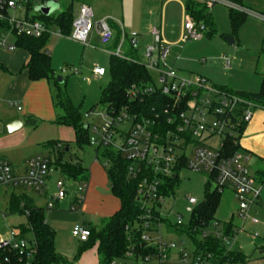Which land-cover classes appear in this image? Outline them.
<instances>
[{
  "label": "built area",
  "instance_id": "built-area-1",
  "mask_svg": "<svg viewBox=\"0 0 264 264\" xmlns=\"http://www.w3.org/2000/svg\"><path fill=\"white\" fill-rule=\"evenodd\" d=\"M194 1L207 7L209 10L216 4H221L229 9L253 16L264 22V16L253 13L247 9L236 6L228 0H185ZM28 0H0V22L5 23L1 30L0 47L14 50L13 45H8L7 36H26L40 38L48 35L53 39L66 38L85 47H91L90 38L95 35L100 49L107 55L117 59H126L122 53V44L138 38V35L128 34L122 25L109 20L95 22L91 9L80 5L77 14L72 20V29L69 35H63L58 28L50 30L43 21L28 15L26 4ZM39 7L41 3L35 4ZM19 7L24 9V17L17 18ZM31 8V9H32ZM40 15V14H39ZM177 46L189 41L200 40L205 27L195 23L186 14L182 5V24ZM119 34V42L112 49L115 33ZM148 34L152 43L145 48L143 64L148 71L158 74L155 86L146 88H133L128 93L129 102L143 101L148 96L159 93L169 99V105L161 114L154 118L142 114H130L121 111L117 114L102 113V124L99 126L88 125V144L95 149L94 161L99 162L98 152L111 149L120 155L127 163L126 178L128 181L137 182L136 201L139 205L141 217L133 226L139 238V248L144 249V255L136 245L129 242L123 257L111 261L109 264H172L171 257L176 255L182 263L185 262L180 250L171 242L164 241L161 229L166 233H174V229L182 225V217L175 214V222L170 224L167 216L163 215L165 201L169 198L161 194L163 179L175 176L174 168L181 157L186 160V168L194 173H207L211 184L219 194H229L236 203V218L238 220L237 232L245 224L257 225L251 216L253 206H256L261 191V184L256 179V172L252 173L249 167V157L239 152L228 156L225 153L223 141L234 139L237 129L247 125L253 117V111L258 109L245 99L234 95L221 93L216 87L209 84L205 78L192 76L183 78L174 75L171 68H167L166 59L170 51V44L164 39L161 28L150 27ZM178 56L176 60H178ZM225 69H229L228 60ZM104 69L96 67L92 74L101 78ZM60 74L75 75L72 69H61ZM16 106V105H14ZM20 110V108H17ZM217 136L219 146L212 149L205 145V141ZM190 157V158H188ZM49 162L43 157L31 158L26 163V171L22 176H16L11 166L0 160V187H27L41 194L45 178L50 170ZM56 194L53 202L61 201L66 196L63 183L57 182ZM84 189H81L75 198L74 204L79 205L83 199ZM53 202L47 205L53 207ZM193 198H186L185 211L191 213L197 205ZM71 211H75V207ZM215 238L220 239V234L215 232ZM235 234V235H236ZM73 238L80 243L87 242L89 231L86 227H75L71 231ZM204 234L203 236H205ZM254 238V236L252 237ZM225 242L226 240L223 239ZM34 242L25 239L19 234H10L0 238V264H33ZM191 264H205L200 257L193 258Z\"/></svg>",
  "mask_w": 264,
  "mask_h": 264
},
{
  "label": "rangeland",
  "instance_id": "rangeland-1",
  "mask_svg": "<svg viewBox=\"0 0 264 264\" xmlns=\"http://www.w3.org/2000/svg\"><path fill=\"white\" fill-rule=\"evenodd\" d=\"M50 1L56 2V6H53L56 9V12L52 14L54 17L66 11L70 5L74 17L79 6L84 3L90 6L95 22L106 19L111 22H117L122 25L126 33L138 35L137 46L131 51L134 52L136 60L141 64L145 62V48L152 43V39L148 34L150 27L158 28L162 25L164 39L169 44H174L178 40L182 22L181 4L184 5L186 2L185 0H170L171 3L164 8L162 20L161 5L167 0H46V2ZM228 9V7L221 4H216L210 9L215 26V32L212 36L203 35L200 40L189 41L182 45L181 50L179 49L180 46L171 47L165 61L166 70L171 68L174 75L183 78L200 76L214 87L228 86L234 91L256 93L264 75V56L262 54L264 51V22L246 16L244 22L233 36L228 20ZM18 10L17 18L24 17V9L19 7ZM28 15L38 18L39 13L33 7ZM55 29L54 25L50 26L51 31ZM92 37L96 36L93 35ZM92 37L90 41L96 43L98 41L97 37ZM229 37L234 40L233 46L228 45L226 42ZM6 41L8 45L14 44L12 36H7ZM54 43L55 40L50 38L47 42V48L50 52L51 70L55 74L58 73L56 77H60L64 81V84L60 85V92L79 111L81 122L84 126L101 125L100 115H102L103 109L99 105V100L101 91L110 83L108 69L110 56L105 54L99 47H85L66 38ZM129 48V42L125 41L122 44V53L125 57L128 55ZM0 50L11 54L3 48H0ZM176 56L179 57L177 62L175 61ZM226 60H228L229 69L224 68ZM96 67L104 69L105 75L103 77L97 78L92 74L93 69ZM61 69H72L76 71V74H59ZM148 73L155 86H158L157 72L149 71ZM2 75L4 74L2 73ZM16 101L20 107L23 106L24 102L22 100L14 99L12 102ZM0 104L7 110V114L11 118H20V115L14 109L8 108V104L1 101ZM91 108L93 109L89 113L88 111ZM260 113L264 115V109H255L253 116L260 117ZM59 115H61V112L56 110V116ZM34 119L30 121L25 119L21 129L16 132L8 135L0 133V160L9 163L14 172L21 174L28 156L33 155L34 157L39 156L49 159L52 171L51 179L46 184L44 196L38 195L31 189L24 190L22 187H0V238H5L10 234H17L19 232L18 226L25 224L26 221L24 215L11 214L9 212L11 193L18 195L24 192L31 200L33 206L45 210V204L47 202L52 203L50 197L56 194L55 183L60 180L66 191L65 200L60 202V210L67 212L70 211L69 204L77 197L80 190L86 189V183L83 185L68 180L61 175L59 177L58 171L54 167V160L49 155V150L45 147L47 143L55 142L58 143L57 146L62 147L60 156L62 163L78 162L87 170L88 174H91L92 169H98L105 174V161L99 158V162L94 164L95 149L87 145L86 142L81 147L77 146L71 129L60 126L59 130L53 121H48V119L43 117ZM88 136H93V133L89 131ZM205 145L212 149H217L219 139L217 136L211 137L205 141ZM239 153L249 157V167L252 173L257 171L264 172V160H260L256 155L246 153L241 149ZM207 181V173H194L187 168H183L179 172L173 194L165 201L163 206V215H168L167 218L170 224L175 222V214L181 215L182 225L188 224L190 214L185 211L186 198L190 197L195 199L198 204L201 203L204 199V186ZM214 188L215 185L211 184V189ZM106 189V193L110 195V187L108 188L107 184ZM101 194H104V191ZM114 203L116 207L117 204L116 202ZM98 204H101V200H98ZM236 212L235 201L231 195L226 194L222 198L216 217L220 221H228L233 216L234 221L238 224ZM93 214L84 210L80 211L81 223L87 220L100 226L99 221L96 222ZM251 216L256 219L257 225L245 224L243 229L233 239H227L225 246L227 250L237 249L241 251L248 260L254 261L263 256L264 182L261 185L258 203L251 210ZM89 222L88 224H90ZM75 227L80 226H74L72 223L65 225L63 223L60 227L62 228L60 231V243L63 244L65 242L69 249L79 247V244L74 240L75 238L72 239L71 237V231ZM220 229L221 225L216 228L209 227L206 230V234L215 237V232H219L220 237H222ZM160 234L164 241L173 243L175 248L180 250L181 255L185 258V264H191L195 252V244L201 241L199 236L192 238L184 234L166 233L164 229H161ZM253 236L254 238H252ZM24 238L29 239L30 234H25ZM171 261L173 262L172 264H184L176 255L171 257ZM149 264H155V262H150Z\"/></svg>",
  "mask_w": 264,
  "mask_h": 264
},
{
  "label": "trees",
  "instance_id": "trees-1",
  "mask_svg": "<svg viewBox=\"0 0 264 264\" xmlns=\"http://www.w3.org/2000/svg\"><path fill=\"white\" fill-rule=\"evenodd\" d=\"M228 1L236 6L264 16V10H257L247 5L245 0ZM45 2L46 0H28L25 6L26 11L31 10L32 6H36L35 4L37 3L43 4ZM184 9L186 14L195 23H200L205 27L204 35L210 37L214 34L215 26L210 10L207 7L194 1H186ZM246 16L242 12L228 9V20L233 36L244 22ZM38 19L43 21L47 26L54 25L63 35H69L73 20L71 5L58 16L54 17L50 15L44 17L43 15H39ZM0 29H5L4 22H0ZM13 38L14 48L23 50L28 54L27 62L23 66V70L27 73L28 81L37 82L45 80L50 85L54 109L61 112V115L56 118L54 124L71 129L77 146L81 147L85 142L89 145L88 128H84L79 111L60 92V85H63L64 81L59 85L56 78H54V72L50 68V57L45 50L49 36L43 35L37 39L26 36H15ZM118 42L119 34L116 32L113 46L117 45ZM132 49L133 47L130 46L126 59L109 57L110 83L101 91L99 105L103 109V112L107 114H117L121 111H127L130 114H142L146 117L154 118L156 115L159 116L161 114L170 101L159 93H155L152 96L146 97L141 102H129L127 97L130 90L133 88H146L153 84L152 78L148 73L149 71L136 60L131 51ZM0 70H4L2 65H0ZM215 87L221 93L240 97L253 103L256 108L264 109V75L261 78L260 87L256 93L238 92L228 86ZM92 109L88 112L90 113ZM245 126L242 125L237 129V136L234 139L223 141L225 153L228 156L239 152L238 142ZM57 145L58 143L55 142L45 145L49 150V155L54 160V167L59 169L60 175L66 179L84 185L88 178L87 170L78 162L62 163L60 161L62 147ZM98 158L105 161L104 171L107 176L110 192L118 200L119 209L110 218L102 220L100 226L87 225L86 228L90 235L87 242L83 244L85 248L96 244L99 264H109L111 261L120 260L123 257L129 242L139 248L138 235L132 234V231L135 232L133 226L139 222L141 212L135 196L137 182L128 181L126 178V170L129 163L111 149L100 150ZM48 165L50 168L51 163L49 162ZM183 168H186V160L181 157L179 163L174 168L175 176L163 179L161 194L164 197L169 198L173 194L174 186L178 181V174ZM256 175L257 181L263 185L264 172L257 171ZM224 196L226 194L222 195L215 189H211V183L208 179L204 186V199L192 209L188 224L175 228L173 232L192 238L199 236L201 241L195 244L193 258L200 257L205 264H247L248 259L241 251L226 249V242L223 239L226 241L227 239H233L237 232L238 224L234 221L233 216L228 221H220L216 217ZM9 212L25 216V224L19 225L18 229L19 234L23 237L29 233L34 242L35 253L33 264H68L55 252L54 231L47 225L44 219V211L33 206L26 194H10ZM218 225H221L220 233L222 237L220 239L206 234V230L209 227L216 228ZM204 234L206 235L203 236ZM138 250H140L142 255L146 252L142 247ZM262 252L263 256L261 258H264V248Z\"/></svg>",
  "mask_w": 264,
  "mask_h": 264
},
{
  "label": "crops",
  "instance_id": "crops-1",
  "mask_svg": "<svg viewBox=\"0 0 264 264\" xmlns=\"http://www.w3.org/2000/svg\"><path fill=\"white\" fill-rule=\"evenodd\" d=\"M245 2L247 5H250L257 10H264V0H245ZM169 3H171V1L167 0L161 5L162 20H163L164 8L168 6ZM83 5H86L90 8L88 4H83ZM181 9H182V4H181ZM248 17H252L254 19L261 21L260 19L255 18L253 16L248 15ZM158 28L162 29V25L159 26ZM181 31L182 30H181V25H180V33ZM162 32H163V29H162ZM50 38L52 37H49V39ZM92 38H96V37H92ZM137 39L136 41L132 40L130 42L133 48L137 46ZM54 40H55V43H57V41H59L60 39H54ZM177 41L174 44H170L171 45L170 48L177 47L176 45ZM132 42H134L135 44L133 45ZM90 43H91V47L100 48L98 41H96V43H93L91 41ZM113 47L114 46L112 44L110 49H112ZM45 50L50 57V52H49V49L47 48V44H46ZM9 53L11 54H7L0 50V65H2V67L4 68V70H0V101L8 104L9 109H12V110L14 109L16 113L20 115V119L22 120V122H25V119L30 121L31 119H34L36 117L38 118L43 117L44 119H48V121L55 122L58 116H56V110L54 109V104H53V99H52V90L50 88V85L45 80H40L37 82L28 81L27 73L26 71L23 70V66L26 64L27 59H28V54L25 51L14 48V50L9 51ZM132 53L135 56L134 52ZM175 61L177 62L176 58H175ZM2 73L4 75H2ZM57 74L54 73V78H56V80L57 78H60V77H56ZM67 75H71V74H67ZM104 75H105V72H104ZM62 82L63 80L61 79V83ZM14 99H18V101L22 100L24 102L23 106L20 107L17 101L12 102ZM17 108H20V110H17ZM9 118H11V116L7 114V110L0 104V133L2 132V135H4L3 134V122ZM57 127L60 130V126H57ZM238 143H239V149H241L242 151L252 154V155H256L260 160L261 159L264 160L263 159L264 158V115L263 114L260 113V117L256 115L252 117L250 122L245 126L244 131L242 135L240 136ZM35 157H39V156H35ZM31 158H34V156L31 155V156H28V158H26L23 172L21 174L14 172L12 166L9 163L8 164L11 166L13 173L16 176H22L24 175L26 171V163ZM96 163L98 162L94 161V164ZM55 169L58 171V174L60 177L59 169L57 168ZM51 172L52 171L50 168L45 178L43 191L41 194L37 193L38 195H42V196L45 195V187H46V184L51 179V176H50ZM104 175L106 178L105 180H104ZM57 182H60V180H57L56 183ZM106 184L109 188L106 174L101 173L98 169H92L91 174H88V178L86 182V189L84 188L82 202L81 204L75 207V211H71V208L75 206L74 204L75 198L69 204L70 211H67V212H63L60 210V202L62 200L64 201L66 196L61 201L59 200L57 202H53V198L55 196V194H53V196L50 197L53 202V207L48 208L47 207V205L49 204L48 202L45 204L46 205L45 210H43L44 219L47 225L54 231L55 252L60 257H62L68 264H99V257L97 254L96 244L85 248L83 243H80L78 240L74 239L79 244V247L77 248L73 247L69 249L67 248L65 242H63V244L60 243L61 241L60 231L62 230V228L60 227H61V224L63 223L65 225L72 223L74 226L79 225L80 227H87V225L94 226V227L98 226L87 220H84L81 223L82 217L80 216V211L82 212V210H84L85 212L88 211L90 213H94L93 216H95L96 222L99 221V223H101V221L104 219L110 218L114 213H116L119 209V202L114 196H112L110 191L109 192H110L111 197L110 195H108V193H106V190H107ZM22 188L24 190L30 189L27 187H22ZM55 190H56V187H55ZM103 191H104V194H101ZM22 193L25 194L24 192ZM98 200H101L100 205L98 204ZM114 202H116L117 204L116 207H115ZM88 222L90 224H88ZM247 264H264V258L260 257L254 261L248 260Z\"/></svg>",
  "mask_w": 264,
  "mask_h": 264
},
{
  "label": "water",
  "instance_id": "water-1",
  "mask_svg": "<svg viewBox=\"0 0 264 264\" xmlns=\"http://www.w3.org/2000/svg\"><path fill=\"white\" fill-rule=\"evenodd\" d=\"M53 6H56L55 1L45 2L42 5H40L39 7H36L35 11H37L38 13L43 15L44 17H48V16H50L56 12L55 7H53ZM226 42L230 46L234 45V41L231 37L227 38ZM132 44L134 45L135 43L132 42ZM57 83L61 84L60 78H57ZM22 126H23V122L19 117L9 118L3 122V134L8 135V134H11L13 132H16V131L20 130ZM84 128L87 129L88 125H85Z\"/></svg>",
  "mask_w": 264,
  "mask_h": 264
}]
</instances>
